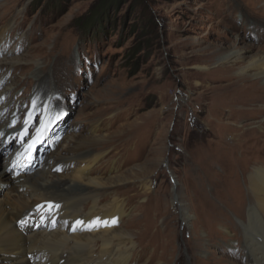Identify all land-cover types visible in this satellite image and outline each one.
I'll return each mask as SVG.
<instances>
[{"label": "rangeland", "instance_id": "rangeland-1", "mask_svg": "<svg viewBox=\"0 0 264 264\" xmlns=\"http://www.w3.org/2000/svg\"><path fill=\"white\" fill-rule=\"evenodd\" d=\"M3 36L0 61L16 65H0V128L16 134L0 142V172L26 163L0 181V208L13 177L88 143L99 194L125 205L128 264H247L246 185L232 187L249 157L219 156L248 123L228 109L247 90L227 86L264 54V0H0Z\"/></svg>", "mask_w": 264, "mask_h": 264}, {"label": "bare ground", "instance_id": "bare-ground-1", "mask_svg": "<svg viewBox=\"0 0 264 264\" xmlns=\"http://www.w3.org/2000/svg\"><path fill=\"white\" fill-rule=\"evenodd\" d=\"M4 37L0 44L5 42ZM262 51L259 49L258 58L235 75L234 82L227 86L232 88V94L238 88L247 90L244 97L228 104V109L233 112L235 122L242 120L248 123L233 128L231 132L233 154L219 156L225 159L233 155L249 157L237 178L234 177L232 187V190H239L241 187L237 182L241 180L246 185V199L240 198L238 205L248 203L246 222L241 225L247 264H264V161L259 162L256 158L262 159L264 155V144L259 145L260 141H264ZM228 59L236 63L242 57L235 52ZM3 63L16 65L6 60L0 61V65ZM17 119L14 117L12 123ZM19 125L23 127L21 122ZM7 133L16 134V130L9 132L6 127L0 128V142ZM30 147L13 150L10 154L12 161L16 162L19 154L27 150V154H34V147L31 150ZM90 147L88 143L77 145L72 149L71 156L58 155L56 164L43 165L44 168L32 176L20 173L13 177L12 200L8 199L10 202L0 208V264H128L134 253L133 238L115 227L121 222L125 205L117 197L106 201L99 194L103 185L90 177L89 173L100 154L89 150ZM25 161L16 162L13 168L2 170L0 181L8 170L13 173ZM66 165L70 167L66 171L69 172L67 177L63 175L66 173L61 172V175L59 170L60 166ZM146 190L149 188L146 187ZM177 207L186 224L189 216L185 204L178 202ZM130 222L133 223V219Z\"/></svg>", "mask_w": 264, "mask_h": 264}, {"label": "snow or ice", "instance_id": "snow-or-ice-1", "mask_svg": "<svg viewBox=\"0 0 264 264\" xmlns=\"http://www.w3.org/2000/svg\"><path fill=\"white\" fill-rule=\"evenodd\" d=\"M79 223V222H78Z\"/></svg>", "mask_w": 264, "mask_h": 264}]
</instances>
